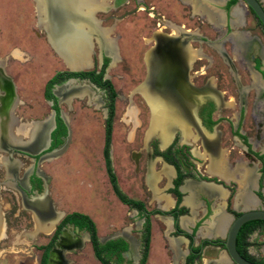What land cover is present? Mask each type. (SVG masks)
Here are the masks:
<instances>
[{
    "label": "flooded vegetation",
    "instance_id": "1",
    "mask_svg": "<svg viewBox=\"0 0 264 264\" xmlns=\"http://www.w3.org/2000/svg\"><path fill=\"white\" fill-rule=\"evenodd\" d=\"M108 1L112 3L113 8L125 2V0H118L116 1L118 3L114 5L115 0ZM180 1L188 8L192 6V16H195L200 23L205 22L211 31V35L205 36L199 31V22L196 29L181 31V29H175L171 24H169L170 29L167 32L157 29L155 33H152L150 47L147 48L148 50L143 57L145 76L137 86L133 87V93L139 94L151 117L153 112L151 101L155 100L160 104V107H156L157 110L159 109V112L169 115L172 121L176 123V125L173 124L172 129H169L171 137L163 147L157 149L153 147L152 149V143L161 146V139L158 135H152L151 132L153 131L150 132L151 135L148 134L146 139L153 137L154 141H148L146 144L142 169L139 168V163L144 152L139 154L137 151L132 152L135 165L133 174H138L141 170L144 171L141 177L149 176L150 184L155 180L156 182L160 180L161 175H163L159 165L170 168V173L164 177L162 183L166 184L163 188L165 189L164 193L170 194L172 202L167 204L165 208L153 206L151 210L146 211L142 201L124 194L128 199L139 204L130 205L122 203L116 197L129 210L141 216L144 229L140 232L139 242L127 232L114 235L105 241L97 238L96 234L97 252L100 251V248L104 249L108 246V249L117 252V254L108 257V264H121L120 261L124 256L125 264H140L144 249L146 258L151 232L148 226V217L151 215L164 217L166 223L168 220L169 233L176 236L174 238L176 240L174 255L168 250L165 251L168 259L173 258L180 264H233L223 251L225 234L222 238L216 237L215 233L224 229L218 224L214 227L215 222H218L217 218L222 215L227 219L224 221L226 228L229 220L244 210L264 211V29L256 15L241 0ZM256 1L264 11V0ZM109 2L103 5L88 1L86 5L91 7L90 16L96 19V12L104 13L112 10ZM76 4L83 3L79 1ZM75 10L76 15L81 14L79 7H75ZM163 19L160 21L164 22ZM96 20L99 23V20ZM155 26L157 27L158 24ZM193 31L197 33L189 34ZM44 33L47 36L46 31ZM87 36H91L90 39ZM87 36L90 53L92 37L95 38L97 47L100 48L101 55L98 65L90 60L88 61L90 62V70H86L89 65L77 69L70 68L59 55L68 70H56L43 85L40 97L46 108L45 113L40 118L24 120V116L17 115L14 110L16 108L18 111L19 105L24 106L23 100H20L19 96L13 93L15 91H13L9 81L0 82V149H12L11 152L14 153L13 149L23 148L32 152V154H27L18 151L19 154L32 160V169L29 173L26 172L15 177L14 170H17L18 167L22 168L23 165L20 159L16 160V166L13 164L12 169L9 170L11 174L13 173L12 177L0 180V191L2 188L8 191L11 189L12 194L16 195L17 201L22 203L23 208H25L24 211L33 212L38 217H35V221L43 222V226H40L45 228L51 226L50 237L46 238V242L43 245H35V248L32 247V255L23 259L19 258L20 260L16 259L14 261L16 264H40V259L44 253V264H69L66 255L79 249L84 241L89 245L90 255L100 264L93 256V243L87 229L68 223L59 226L61 220L68 214H60L61 216L56 217L58 211H55V205H51L52 201L46 195L47 178L42 173L35 171L40 161L46 160L50 154H54L52 153L53 150L56 152L60 148L69 149L77 144L83 145V140L77 141V144L71 142V136L80 134L84 138L87 135L85 133L87 132L86 127L84 130L79 128L76 131V126L72 129L69 123L67 116L68 113L73 112L72 107H70L73 103L77 104L74 109L75 113H78L77 122H82L83 116L86 115L83 112L84 107H89V110L99 113L103 121L101 126L102 140L99 142L100 150L105 145L107 130H109L107 149L109 148L112 120L115 114L114 104L120 98V94L115 90L110 81L111 78L105 74V70L112 67L113 63L119 62L120 58L114 39L103 40L95 34H87ZM191 37L197 44L208 46L212 54L204 52L200 44L197 50L188 46V39ZM106 41L110 42L108 48ZM48 42L52 46L49 39ZM52 48L56 51L53 46ZM216 57L219 58V63L229 76L232 92L229 90L220 92L218 90L219 78L213 77L214 83H212L211 76L205 74V69L214 67L213 59ZM201 60L203 62H200ZM84 71L89 72V74H78V72ZM241 75L246 77L245 83L241 82ZM200 76H202V80H199ZM61 104L65 108L64 111L60 108ZM128 107L127 115L132 118L129 119L131 126L127 136H131L129 140L132 142L137 127H139L136 121L138 109L135 104L129 103ZM225 110H229L227 111L228 115H223ZM223 124L225 129L223 127V129L217 128L218 125L223 126ZM181 125L187 133L185 140L182 139ZM16 126L22 129L20 134L14 131ZM149 126L151 127V122L146 132L150 131ZM195 137V144L200 143L199 147L203 149V154L198 145H196L198 152L194 150L192 152L189 149L192 145V139ZM226 143L227 145H225ZM223 147L227 150H224ZM229 149H234L239 154L231 161L228 160ZM223 150L227 151V155L223 153ZM8 155V152L0 150V156L7 162H11ZM204 155L208 156V160L204 162L206 168L212 159L214 162H220L224 165L226 179L221 178L216 173L210 174L207 170L203 171L204 174L200 171L201 166H203L201 157ZM153 158H155L154 164ZM157 164L159 169L156 171L154 165ZM241 175L246 176V184L240 191ZM190 183L195 185L191 188L193 197L190 198V201L193 199L190 206L195 208V212L192 213L195 219L191 223L185 221V224L180 226L178 224L179 219L187 217L190 209L185 203L191 194L189 188H186ZM202 185L204 187L206 185L207 188L205 189ZM184 191H187V194ZM219 192L223 194L222 198ZM239 192H241L240 194L246 193L249 198H252L251 206L243 204L240 198L237 201L239 204L234 202ZM219 198H221L220 202L218 201ZM160 199L164 201L163 198ZM217 213L218 215H216ZM55 217L56 221L53 224ZM246 223L253 226L244 225ZM210 225L212 232L215 233L201 235L200 231ZM239 227L235 237L237 254L252 264H264V259L254 257L249 252L255 245L251 241L253 235L261 236L264 243V222L247 221ZM5 230V221L2 218V213H0V238L3 237ZM146 231L148 233L147 248H145ZM43 232L47 233L48 231ZM60 236L61 239H59ZM179 241H182L186 246L184 252L178 248ZM122 242L125 243L126 247L119 251V247L123 246ZM138 243L141 246L137 250V255H139L136 259L137 263H135V256L132 257L131 252ZM47 245L49 246L47 247ZM210 251L215 252L213 259L201 262L206 255L210 256ZM218 253L219 256H221L220 254L223 255V261L217 258ZM33 256L36 257V262L33 260ZM200 259L202 260L200 261Z\"/></svg>",
    "mask_w": 264,
    "mask_h": 264
},
{
    "label": "rangeland",
    "instance_id": "2",
    "mask_svg": "<svg viewBox=\"0 0 264 264\" xmlns=\"http://www.w3.org/2000/svg\"><path fill=\"white\" fill-rule=\"evenodd\" d=\"M109 5L113 8L111 2H109ZM192 10V6L188 8L180 0H125L123 4L114 7L108 12L95 13L96 19L99 20V26L102 29H108V38L115 40L120 58L119 62L113 63L112 67L105 70V74L111 78V83L120 94V98L114 104L115 114L112 120V133L110 134V145L108 148L111 172L114 175L116 187L126 196L144 202L146 211L151 210L153 206L162 208L165 202L160 199V196H170V194L164 193L165 189L163 188L166 184L162 183V180L165 176L161 175L160 180L157 182L155 180L150 184L148 176L141 177L144 171L142 172L141 170L138 174H133L135 165L132 152L137 151L138 154L144 152L147 142L154 141L153 137L146 139L149 136L146 131L151 122V116L139 94L133 93V87L137 86L145 76L143 57L148 50L147 48L150 47L152 33H155L157 29L158 31H169V24L173 25L175 29H181V31L196 29L199 21H197L195 16H192ZM37 14V3L35 0H0V70L10 78L15 91L13 93L24 102L26 108L19 105L17 107L18 111L16 108L14 110L17 115L21 114L24 116V120L38 119L45 113L46 106L40 97L43 85L56 70H68L65 68L62 58L52 48L53 45L51 46L48 42V35H45L44 28L39 26ZM161 19L164 22H161ZM155 24H158V26L156 27ZM199 25V31L203 35H211V31L205 22H199ZM191 33L197 32H189V34ZM91 44V53L88 58L98 65L101 53L94 37H92ZM199 44L192 37L188 39L187 45L194 50L198 49ZM200 45H202L204 52L211 53L208 46ZM218 59L217 57L213 59L214 67L205 69V74L206 76H211L212 80H210L212 83H214L213 77L219 78L218 90L220 92L228 90L232 92L229 76ZM200 62H203V60ZM86 70H90V64ZM196 79L198 81V78ZM199 80H202V76L199 77ZM245 81L246 77L241 75V82L245 83ZM129 103L135 104L138 109V119L136 121L139 127H137L132 142L129 140L131 136H127L131 126V121L129 120L131 118L126 112L128 111ZM76 105V103H73L70 106L73 112L68 113L67 118L72 129L76 126V131L79 128L84 130L86 127L87 132L85 133L87 135L84 138L80 134L74 137L71 136V142L77 144V141L83 140V145L77 144L69 149L60 148L56 152L53 150L52 153L54 154H50L49 158L47 157L46 160L40 161L37 165L35 171L42 173L47 178L45 184L46 195L50 197L49 186L56 178V181L62 182V188L65 189L64 192L66 194L64 195L63 191L58 189L62 195L60 194V197L56 196L54 199L57 211L62 214L63 208H65L66 211L64 213L67 214L72 212L86 213L87 215H83L92 220L97 238L102 241L126 231L139 242L140 232L144 229L141 223L143 219L118 201L114 192L110 189L104 172L105 168L99 143L102 140L103 133L101 128L102 118L96 111L89 110V107H84L83 112L86 115L83 116L82 122H77L78 113L74 111ZM60 108L62 111L65 110L62 104ZM227 111L229 110H225L223 115H228ZM224 126V124L223 126L218 125L217 128L225 129ZM86 138L87 140H85ZM192 140V145L189 149L192 152L193 150L198 152L196 145L199 147L200 143L195 144L196 137ZM153 147L157 149L161 146L152 143L151 148L153 149ZM199 149L203 154V149L200 147ZM223 149L225 150L226 148L223 147ZM0 150L6 153L10 151L11 163L14 161L13 163L15 164L18 159L22 162V168L18 167L17 170H14L15 177L26 172L29 173L30 169H32V160L19 154L18 150L13 149L14 153L11 152L12 149L4 150L1 148ZM229 151V161L239 155L234 149H229ZM223 153L227 155V151ZM2 154L5 156L4 153ZM224 154L223 156L225 157ZM201 158L203 166H201L200 171L203 172L207 170L204 162L208 160V156L204 155ZM144 160L145 152L142 153V159L139 163L140 169L143 168ZM152 162L153 164L155 163V158H153ZM5 168L0 164V180L12 177L13 173H7ZM154 168L158 170L159 168L162 169V166L159 165L158 168L157 164L156 166L154 165ZM49 180L51 181L49 182ZM184 193L187 194V191H184ZM15 196L12 194L11 189L8 191L2 188L0 191V213H2L6 226L4 235L0 238V264H16L14 263L16 259L20 260L24 257H30L33 252L31 248H35L37 244L43 245L51 233V230L46 233L43 232V228L39 230L37 224L35 226V222H37L35 217L37 216L31 211H28V213L24 211L25 208H23L22 203L17 201ZM237 201L238 198L236 197L234 202ZM38 223L42 225L43 222L38 220ZM165 224L166 219L164 217H155V215L148 217V226L151 231L149 248L142 264H170L165 251L168 250L170 252V238H175L176 236L173 233H169V231L168 233L166 232ZM251 241L255 245L249 251L250 254L264 259L262 237L255 234ZM83 243V246L79 249L66 255L69 264H97L90 255L88 243ZM140 246L138 243L133 252H131L132 257L135 256V263H137L136 259L139 255H137V250ZM178 248L184 252L186 246L182 241H179ZM35 252L37 253V251ZM35 259L36 257L33 256V260L36 262ZM203 260L205 261V257ZM120 263L125 264V256Z\"/></svg>",
    "mask_w": 264,
    "mask_h": 264
},
{
    "label": "bare ground",
    "instance_id": "3",
    "mask_svg": "<svg viewBox=\"0 0 264 264\" xmlns=\"http://www.w3.org/2000/svg\"><path fill=\"white\" fill-rule=\"evenodd\" d=\"M79 1H81L83 4L80 5L76 4ZM88 1L90 3L95 2V4L100 3L103 5H106L109 2L108 0H88ZM88 1L36 0L37 11H38L37 17H39L38 21L40 24L39 26L44 28V30L47 32L49 41L70 68H76V69L83 68V66L86 65L88 66L90 64L88 62L90 49H88L89 40H87L86 38L87 34H91V35L95 34L97 37L100 36V38H102L103 40L109 39L107 36V33H109L108 29L106 28L102 29V27L100 28L97 20L94 17L90 16L89 12L91 7L86 5ZM75 7H79L81 13L80 15H76ZM87 37H89L90 39L91 36H87ZM101 41H99V43L103 44V42ZM109 44L110 42L106 41L107 48ZM151 102L153 104V105L151 104V109L153 112H152V117H150L151 118V127L149 126L150 131L147 134L153 131L151 132L152 135H158L161 139V147H163L168 143L171 137L170 135L171 133H169V129H172L173 124L176 125V123L172 121V118H170L169 115H167L164 112H159V109L157 110L156 107H160L159 102L155 100ZM181 127H182L181 128L182 136L184 137L183 140H185L186 138L185 135L187 133L182 125ZM21 130H22L21 128L16 126L14 131L20 134ZM5 162H6L5 159L3 157H0V164L6 167L5 169L7 170L8 173L10 172L9 170L12 169L14 163L13 162L5 163ZM207 170L210 174L216 173L223 179L227 178V175H225L226 173L224 172L225 170L224 165L220 162H214L213 159L212 161H209V164L207 165ZM170 171L171 170L169 167L163 165L161 169V173L164 176H167L170 173ZM245 180H246V176L241 175V180L239 181L240 191L243 189L244 184H246ZM193 186L195 185L190 183V185H187L186 188H189L191 192L192 191L191 188ZM202 187L204 186L202 185ZM204 188L205 189L207 188L206 185ZM240 193L241 192L238 193L237 198H240L243 204L245 203V205L251 206V201H253L252 198L251 197L249 198V196L246 193L244 194H240ZM191 195L192 192L190 194V197L187 198L188 200L186 199L185 201L186 204L190 203ZM221 196H223L222 193H220V197ZM164 202L165 204L162 206L163 208H165L166 205L170 203V199L168 198V196H165ZM236 204L239 203L236 202ZM217 219L218 222H215L214 227H216V225L218 224L221 228H223V225L225 223L222 221H225L227 219L224 216H219ZM36 224H37V228L38 229L43 228L42 229L43 231H49L51 229V226L45 228L40 226L38 222H36ZM211 232H212V228L206 227L204 230L202 229L201 234L209 235Z\"/></svg>",
    "mask_w": 264,
    "mask_h": 264
},
{
    "label": "trees",
    "instance_id": "4",
    "mask_svg": "<svg viewBox=\"0 0 264 264\" xmlns=\"http://www.w3.org/2000/svg\"><path fill=\"white\" fill-rule=\"evenodd\" d=\"M89 74V72H78V74ZM75 75V74H74ZM109 133V130H107V133L105 135V145L103 146L102 151V155H103V159H104V166H105V175L107 177V181L109 183L110 189H112V191L114 192V194L116 195V197L122 202V203H126V204H136L139 205L138 203H136L135 201H132L130 199H128L119 189H117L116 184H115V179H114V175L112 174V169L110 167V161H109V153H108V149H107V134ZM63 223H68L71 224L72 226H77L79 228H83V229H87L90 232V237H91V241L93 243V247H92V251H93V256L97 259V261L100 264H108L107 263V259L109 256L113 255V254H117V252L113 251V249H108V247L102 249L100 248V251L97 252V239H96V233H95V227L93 226V223L91 222V220L83 214H79V213H70L66 216H64V218L61 220L59 226H61V224ZM244 225H249L250 227L253 226L251 224H244ZM146 247L147 248V240H148V233L146 231ZM123 246L119 247V251L123 250L124 247H126L125 243L122 242ZM49 245H47L48 247ZM105 251V252H103ZM103 252V253H101ZM145 249H144V255L141 258L140 264H142L144 262V258H145ZM119 257V256H118ZM44 259H45V253L42 255L41 259H40V264H44Z\"/></svg>",
    "mask_w": 264,
    "mask_h": 264
},
{
    "label": "water",
    "instance_id": "5",
    "mask_svg": "<svg viewBox=\"0 0 264 264\" xmlns=\"http://www.w3.org/2000/svg\"><path fill=\"white\" fill-rule=\"evenodd\" d=\"M116 1H118V0H115L114 5L118 3ZM120 1H122V0H120ZM241 1H243L252 10V12L256 15V18L260 21L259 23L261 24V26L264 29V11L262 10V8L258 4V2L256 0H241ZM4 80L9 81L11 83V87L14 91V88H13V85H12L10 78L8 76L4 75V73H2L0 70V82H3ZM0 90H1V88H0ZM16 150L23 151L24 153H27V154H32L31 151L24 150L23 148H19ZM9 154H10V151H9ZM59 216H61V215H60V213L57 212L56 217H59ZM56 217H55L53 224L56 221ZM247 221L264 222V211L247 209V210H244V211L238 213L235 217H233L231 220H229L227 227H226L227 229L225 231V237H224V242H223V247H224L223 251L233 264H252L249 261L242 259L237 254V252L235 251L236 250L235 249V237H236L238 229L240 228L239 226L241 224L247 222ZM59 239H61V236L59 237Z\"/></svg>",
    "mask_w": 264,
    "mask_h": 264
},
{
    "label": "crops",
    "instance_id": "6",
    "mask_svg": "<svg viewBox=\"0 0 264 264\" xmlns=\"http://www.w3.org/2000/svg\"><path fill=\"white\" fill-rule=\"evenodd\" d=\"M5 161H6V160H5ZM6 162H7V161H6ZM6 162H5V163H6ZM2 167H4V166H2ZM162 167H163V166H162ZM1 169H2V168H1ZM157 177H158V176H157ZM64 179H65V178H64ZM156 179H157V178H156ZM50 181H51V180H49V182H50ZM61 183H62V182H61ZM61 183H60L59 180L56 181V178H54V182L52 181V182L50 183V186H49V188H50L49 194H50V197H51V198H50V197H48V198H49L50 201H52V202H51V205H55V200H54V199H55L56 196H57V197H58V196L60 197V194H61V193H60V191H59L58 189H61V190L63 191V194L66 195L65 192H64L65 189L62 188L63 186H62ZM80 183H81V182H80ZM62 191H61V192H62ZM43 195H44V194H43ZM61 195H62V194H61ZM71 195H72V194H71ZM71 195H69V196H71ZM165 196H166V195H162V196H160V198H163V199H164ZM191 197H193V196L191 195ZM168 198L170 199V204H171V202H172V198H171L170 196H168ZM221 198H222V197H221ZM221 198L218 199L219 202H220V199H221ZM61 199H62V197H61ZM158 199H159V197H158ZM192 200H193V199H192ZM192 200H191V201H192ZM191 201H190V202H191ZM219 202H218V203H219ZM191 203H192V202H191ZM187 206H189V208H190L189 211H188V216H187V217H181V218L179 219V221H178L179 223H178V224H179L180 226H182V225L185 224L184 221H186V222L189 221V222L191 223V222L195 219V218L193 217V215H192V213L195 212V208H194V207H191V206H190V203H189ZM54 209H55V208H54ZM63 210H64V211H63L62 215L67 214V213H64V212L66 211V209L63 208ZM55 211H57V210L55 209ZM74 211H75V210H74ZM58 212H60V211H58ZM60 214H61V213H60ZM83 214H86V213H83ZM86 215H87V214H86ZM216 215H218V213H217ZM221 216H222V215H221ZM37 218H38V217H37ZM215 218H216V217H215ZM90 220H91V219H90ZM213 220H215V219H213ZM213 220H212V221H213ZM91 221H92V220H91ZM222 222H224V221H222ZM92 223H93V222H92ZM167 223H168V220H167ZM167 223L165 224V227H166V232L168 233V231H170V228H169V226H168ZM181 224H182V225H181ZM211 225H212V224H211ZM211 225H210V226H211ZM210 226H208V228H211ZM225 226H226V223L223 225V228H224L223 231L219 230V232H217V233L213 232V233L216 234V237H219V238L221 237V238H222V237L224 236L225 231H226ZM125 232H126V231H125ZM127 234H128V232H127ZM119 235H120V233H119ZM128 235H129V234H128ZM84 242H85V241H84ZM82 244H84V243L82 242ZM82 244H81V246H82ZM169 245H170V247H171V248H170V252L173 253V255H174V253H175V252H174V249H176V247H175V245H176V240L174 239V237H173V238H170ZM209 254H210V256L206 255V257H205V261L202 260L203 262H206L207 259H209V260L211 259V260H212L214 254H215V252H214V251H213V252L210 251ZM220 255H221V256H219V253H218L217 258H218V259H221V260L223 261V260H224V259H223L224 257H223L222 254H220ZM169 261H170V264H180L179 262H177V261H176L175 259H173V258L169 259ZM222 261H221V262H222ZM96 263H97V262H96ZM97 264H98V263H97Z\"/></svg>",
    "mask_w": 264,
    "mask_h": 264
}]
</instances>
